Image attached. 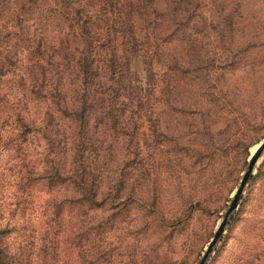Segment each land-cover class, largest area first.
Masks as SVG:
<instances>
[{
  "label": "rangeland",
  "instance_id": "1",
  "mask_svg": "<svg viewBox=\"0 0 264 264\" xmlns=\"http://www.w3.org/2000/svg\"><path fill=\"white\" fill-rule=\"evenodd\" d=\"M32 1L0 0V59L15 64L0 63V231L8 264H197L264 140V0H134L151 13L134 21L151 23L153 39L168 43L166 69L159 89L144 90L148 101L129 124L132 136L126 129L107 159L95 187L101 205L85 213L60 204L71 187L55 180L43 133L33 142L26 133L19 149L2 120L31 53L16 14L28 20L30 39H52L62 23L49 10L54 0L28 7ZM76 1L91 9L98 0ZM134 67L144 78L143 67ZM41 104L29 112L33 119ZM7 137L13 145L4 148ZM207 264H264V151Z\"/></svg>",
  "mask_w": 264,
  "mask_h": 264
},
{
  "label": "trees",
  "instance_id": "2",
  "mask_svg": "<svg viewBox=\"0 0 264 264\" xmlns=\"http://www.w3.org/2000/svg\"><path fill=\"white\" fill-rule=\"evenodd\" d=\"M32 2L27 6L38 5ZM53 2L49 10L62 23L52 39L40 35L30 39L28 20H20L21 13L15 16V23L25 25L21 34L31 53L29 66H20L26 79L16 94L10 93L16 102L2 120L17 134L19 149L25 150L27 141L20 138L27 140L26 133L31 134L32 142L39 131L43 133L54 151L55 180L61 188L71 187V194L60 204H76L78 212L85 213L88 205H101L95 187L102 184L107 159L116 152L124 131L140 117L138 107L148 101L144 90L159 89L168 43L153 39L151 23L134 21L151 14L141 5L135 6L134 0H98L91 9L76 0ZM0 63L15 65L7 55ZM135 65L143 67L144 78ZM38 104L42 107L33 119L29 112ZM130 131L128 137L133 129ZM7 139L4 148L13 145L12 137ZM3 233L0 231V264H8Z\"/></svg>",
  "mask_w": 264,
  "mask_h": 264
},
{
  "label": "water",
  "instance_id": "3",
  "mask_svg": "<svg viewBox=\"0 0 264 264\" xmlns=\"http://www.w3.org/2000/svg\"><path fill=\"white\" fill-rule=\"evenodd\" d=\"M264 151V140L259 144L257 150L255 153L249 158L247 168L244 171L242 178L239 182V185L233 194L229 205L227 207V210L224 213V216L222 217L211 241L208 243L207 248L205 249L203 255L199 259L197 264H207L210 256L214 252L217 244L220 242V239L223 236V233L225 231L226 226L228 225V222L233 215L234 211L238 207V203L242 197V194L244 192L245 187L247 186L249 180L252 178L256 163L258 159L261 157L262 153Z\"/></svg>",
  "mask_w": 264,
  "mask_h": 264
}]
</instances>
